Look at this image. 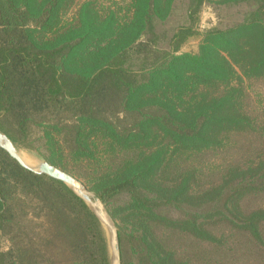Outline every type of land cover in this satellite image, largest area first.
<instances>
[{
    "label": "trees",
    "instance_id": "16d2710c",
    "mask_svg": "<svg viewBox=\"0 0 264 264\" xmlns=\"http://www.w3.org/2000/svg\"><path fill=\"white\" fill-rule=\"evenodd\" d=\"M201 1L186 0V17ZM229 1H251L256 9L239 25L206 29L196 50L174 51L154 63L148 60L157 41L151 24L168 17L175 0H0V110L18 119L20 128L31 122L30 112H47L37 125L49 143L48 161L68 172L85 162L88 175H73L106 205L118 193L130 195L128 213L134 210L142 220L153 213L152 200L164 188L175 197L192 192L193 170L178 169L166 182L167 168H179L182 157L220 145L223 132L249 126L236 112L242 94L237 83L264 75V0ZM136 61L141 67L130 71L122 96L136 119L120 129L102 110L110 102L103 82L119 66ZM65 152L74 163L70 168L60 161ZM10 176L21 192L27 186L44 200L54 228L66 230L58 235L80 234L72 264H95L96 227L88 207L62 183L24 169L2 149L0 221L8 222L17 208ZM140 230L130 232L144 253L141 264H165L152 233ZM125 237L119 229L120 244L129 243ZM40 252L20 248L15 256L27 264ZM7 254L12 261V251Z\"/></svg>",
    "mask_w": 264,
    "mask_h": 264
},
{
    "label": "rangeland",
    "instance_id": "374dc122",
    "mask_svg": "<svg viewBox=\"0 0 264 264\" xmlns=\"http://www.w3.org/2000/svg\"><path fill=\"white\" fill-rule=\"evenodd\" d=\"M185 6L186 0H175L168 17L161 21L153 20L150 30L157 36L156 51L148 60L159 63L171 52L196 50L206 29L225 30L239 25L256 9L251 1L202 0L195 14L186 17ZM260 13L264 25V7ZM180 28L182 33H179ZM3 60L0 50V63ZM139 63L129 62L119 66L116 75L103 82L105 101L110 102L103 104L105 108L102 110L105 109L107 115L111 114V120L120 129L131 127L136 119V114L130 112V106L124 104L122 96H125L126 86L130 85V71L141 67ZM237 84L242 94L237 100L239 108L236 112L242 114L244 123H249V126L223 132L220 145L192 153L188 159L184 156L178 164L179 168L165 170L166 182L178 169L182 168L181 172L193 170L194 176L190 180L192 192L187 196L175 197L164 188L159 198L156 196L152 200L153 213H147L146 218L137 221V215L132 212L134 210L128 213L130 195L126 193L116 194L107 205L99 198L102 212L99 215L93 201L85 202L70 186L59 185L80 199L94 216L95 264H112L116 260L119 264H141L144 253L137 246L136 236H132L135 232H130V229L141 231L140 228L152 233L155 243L161 247L160 255L164 256L165 264H264V75L251 79L245 77ZM34 115L37 117H32ZM29 116L31 122L20 128L18 119L0 110V132L12 141L18 154L35 169L41 161L50 163L46 148L49 143L45 145L41 136L42 127L37 125L41 119L48 118V114L30 112ZM69 116H72L71 110ZM59 142L65 147L69 143ZM63 154L60 161L71 164L67 166L70 168L74 163L66 152ZM84 163L81 165L83 168L75 165L74 171L86 177L88 173ZM74 171L65 172L76 180L75 188L96 194L73 175ZM15 180L10 176L8 187L10 184V190L14 187L11 193L14 198L11 200L17 208L8 222L0 221L1 264H20V257L15 255L20 248L32 250V247H39L41 252L34 259L27 260V264H72L73 250L80 247V234L74 237L69 234L67 238L58 235L66 230L59 224L54 228L44 200L32 194L27 186L21 192L20 187L14 185ZM119 229L127 233L125 238L129 243L123 241L120 244ZM115 242L118 257L114 251ZM74 246L75 249H72ZM16 248H19L18 252H15ZM10 250L12 261L7 254Z\"/></svg>",
    "mask_w": 264,
    "mask_h": 264
},
{
    "label": "water",
    "instance_id": "95a60500",
    "mask_svg": "<svg viewBox=\"0 0 264 264\" xmlns=\"http://www.w3.org/2000/svg\"><path fill=\"white\" fill-rule=\"evenodd\" d=\"M0 148L3 149L10 158H12L19 166L23 167L24 169L32 171L33 173L36 174L46 175L51 179H54L56 181H59L61 183L70 186L73 189L74 193L85 202L93 201L97 213L99 215H102V212L100 211L99 197L96 194H88L81 188L79 190L74 189L73 186L76 180L74 179V177H72L65 171L57 168L56 166L48 163L47 161H41L35 169L31 168L30 165L24 163V161L21 159L12 141L5 134L1 132H0ZM114 251L116 253V256L118 257V245L116 242L114 243ZM112 264H119V262L116 260Z\"/></svg>",
    "mask_w": 264,
    "mask_h": 264
},
{
    "label": "bare ground",
    "instance_id": "6f19581e",
    "mask_svg": "<svg viewBox=\"0 0 264 264\" xmlns=\"http://www.w3.org/2000/svg\"><path fill=\"white\" fill-rule=\"evenodd\" d=\"M20 157H21V156H20ZM24 157H26V156H24ZM21 159L24 161V163H26V164H28V165H29V163H30V162H29L27 159H25V158H22V157H21ZM76 185H77V184H76V182H75V184H74L73 188H74V189H78V190H79L80 188H75V186H76ZM77 187H78V186H77Z\"/></svg>",
    "mask_w": 264,
    "mask_h": 264
}]
</instances>
